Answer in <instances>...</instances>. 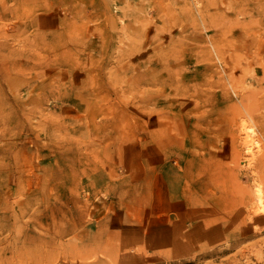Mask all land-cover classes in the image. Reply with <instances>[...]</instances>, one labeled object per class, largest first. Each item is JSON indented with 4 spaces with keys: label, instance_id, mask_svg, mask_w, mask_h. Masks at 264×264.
Returning <instances> with one entry per match:
<instances>
[{
    "label": "rangeland",
    "instance_id": "1",
    "mask_svg": "<svg viewBox=\"0 0 264 264\" xmlns=\"http://www.w3.org/2000/svg\"><path fill=\"white\" fill-rule=\"evenodd\" d=\"M261 2L0 0V264H264Z\"/></svg>",
    "mask_w": 264,
    "mask_h": 264
},
{
    "label": "bare ground",
    "instance_id": "2",
    "mask_svg": "<svg viewBox=\"0 0 264 264\" xmlns=\"http://www.w3.org/2000/svg\"><path fill=\"white\" fill-rule=\"evenodd\" d=\"M243 1V0H242ZM247 2V1H246ZM261 3H264V2H261ZM258 4V3H257ZM260 4V3H259ZM264 6V5H263ZM263 6H261V7H263ZM244 7V6H243ZM246 7V6H245ZM247 8H249V7H247ZM251 8V7H250ZM253 8V7H252ZM240 9H242V8H240ZM240 9H239V11H240ZM257 9H258V7H257ZM263 9V8H262ZM238 11V12H239ZM243 11V10H242ZM246 12H250V11H246ZM245 12V13H246ZM253 12V11H252ZM240 13V12H239ZM243 13V12H242ZM244 14V13H243ZM242 14V15H243ZM252 14V13H251ZM250 14V15H251ZM248 14H246V16H247ZM253 16V15H252ZM243 18H245V17H243ZM250 19H252V18H250ZM256 19H258V18H256ZM241 20V19H240ZM244 20V19H243ZM249 21V20H248ZM254 21H255V18H254ZM259 21V20H258ZM240 22V21H239ZM250 22H251V20H250ZM249 22V23H250ZM253 22V21H252ZM257 22V21H256ZM245 23V22H244ZM247 23V22H246ZM245 23V24H246ZM248 24V23H247ZM246 24V25H247ZM251 24V23H250ZM254 24V22L252 23V25ZM1 43V42H0ZM2 44H4V43H2ZM245 106H247V105H245ZM252 106V105H251ZM246 109H247V107H246ZM249 109V108H248ZM252 110V109H251ZM260 117V116H259ZM258 118V117H257ZM264 120V119H263ZM261 129V128H260ZM264 131V130H263ZM264 139V138H263ZM249 151V150H248ZM263 155V154H262ZM252 156V155H251ZM251 156H249V157H251ZM264 156V155H263ZM258 157V156H257ZM262 157V156H261ZM264 158V157H263ZM231 160V159H230ZM233 161V164H234V161L235 160H232ZM231 161V162H232ZM263 161V160H262ZM235 162H237V161H235ZM229 164H230V162H229ZM252 164V163H251ZM234 165H232V167H233ZM236 166H237V164H236ZM232 167H231V170H232ZM257 167V166H256ZM238 168V167H237ZM244 170V169H243ZM261 170V169H260ZM234 172V171H233ZM250 172V171H249ZM230 174V173H229ZM232 174V173H231ZM235 174V173H234ZM234 174L233 175H230V176H234ZM226 175H228V174H226ZM255 175V174H254ZM227 177V176H226ZM253 179V178H252ZM228 180H231V178L229 179L228 178ZM253 180H255V179H253ZM261 180V179H260ZM239 182V181H238ZM240 183V182H239ZM225 184V183H224ZM230 184V183H229ZM235 185H237V184H235ZM231 187V186H230ZM236 187V186H235ZM241 187V186H240ZM242 187H244V186H242ZM255 187H257L256 188V192H257V195H258V198L261 200L262 198H263V194H264V180L263 181H260V185H257V186H255ZM233 188V187H232ZM227 189V188H226ZM233 189H235V188H233ZM233 189H232V191H233ZM248 189V188H247ZM230 190V189H229ZM238 190V189H237ZM242 190H243V188H242ZM250 191H252V190H250ZM225 192V191H224ZM230 192V191H229ZM242 192V191H241ZM231 193V192H230ZM243 193V192H242ZM249 193V192H248ZM247 193V194H248ZM246 194V193H245ZM196 195V194H195ZM194 195V196H195ZM231 195V194H230ZM255 195V194H254ZM213 196V195H212ZM240 196H242V195H240ZM231 197V196H230ZM239 197V196H238ZM239 198H241V197H239ZM196 199V198H195ZM204 199H206V198H204ZM253 199H255L254 197H253ZM243 200V199H242ZM257 200V199H256ZM236 201V200H235ZM254 201V200H253ZM197 204V203H196ZM213 204V203H212ZM238 204V203H237ZM239 204H241V203H239ZM249 206H250V204H249ZM210 207V206H209ZM239 207V206H238ZM243 207V206H242ZM245 207H247V206H245ZM251 207V206H250ZM234 210V209H233ZM51 211V210H50ZM246 212H247V210H246ZM29 213V210H25V211H23L22 210V212H21V214H22V217H24L25 215H27ZM52 213H54L53 211H52ZM217 213V212H216ZM29 215H30V213H29ZM256 215V214H255ZM258 215V214H257ZM260 215H262V214H260ZM34 216V215H33ZM53 217V216H52ZM232 217V216H231ZM242 217V216H241ZM251 221V220H250ZM257 221V220H256ZM77 232V231H76ZM73 234V233H72ZM73 237H75V236H73ZM61 238V237H60ZM76 238V237H75ZM76 239H78V238H76ZM60 243L58 242V245H59ZM61 245V244H60ZM77 255V254H76ZM75 256V255H74ZM74 258V257H73ZM74 261H75V258H74Z\"/></svg>",
    "mask_w": 264,
    "mask_h": 264
}]
</instances>
